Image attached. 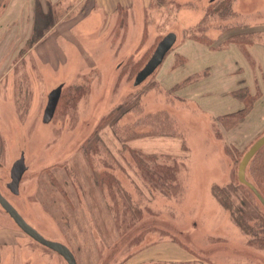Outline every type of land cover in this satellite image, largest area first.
Instances as JSON below:
<instances>
[{
	"label": "rangeland",
	"instance_id": "rangeland-1",
	"mask_svg": "<svg viewBox=\"0 0 264 264\" xmlns=\"http://www.w3.org/2000/svg\"><path fill=\"white\" fill-rule=\"evenodd\" d=\"M210 1L135 0L131 10L105 17L93 16L91 0H0V186L24 152L28 170L19 194L6 190V196L45 237L67 245L78 264H173L154 259L168 257L169 244L195 259L174 264H264L263 245L250 244L227 209L247 208L238 165L264 134V93L256 91L249 56L245 82L260 94L253 109L227 125L206 110L217 96L232 99L217 116L241 109L227 93L232 74L217 85L213 66L221 50L238 60L244 45L233 40L264 43V0H224L216 13ZM170 32L178 40L163 65L135 86ZM191 34L211 38L212 53L189 70L205 63L212 69L197 76L205 98L184 88L193 100H183L171 88L183 83L185 63L173 68L171 56ZM240 76L241 70L234 82ZM60 85L55 115L43 123L48 95ZM119 105L132 109L103 122ZM160 110L171 121L163 132L148 116ZM220 189L229 194V202L219 194L225 206ZM248 200L264 217L255 196ZM0 264L68 263L0 206Z\"/></svg>",
	"mask_w": 264,
	"mask_h": 264
},
{
	"label": "trees",
	"instance_id": "trees-1",
	"mask_svg": "<svg viewBox=\"0 0 264 264\" xmlns=\"http://www.w3.org/2000/svg\"><path fill=\"white\" fill-rule=\"evenodd\" d=\"M224 2H225L224 0H220V1L219 0H215V1H210V4H208V5L210 7L213 6L212 7L213 8L212 12L216 13L215 10L221 8L223 6ZM214 4H216V5H214ZM206 13H208V12L206 11ZM208 17H209V14L208 15L206 14V16H205V18L203 20L207 19ZM254 33H255V31L254 32L250 31V32H247V33L245 32L243 35H244V37H246L248 39V38L254 37L253 36ZM238 36H240V35L238 33H236V34L227 36V38L229 37L230 39H234V38H237ZM190 38L195 39V40H199V41L204 40L206 42H204V41L203 42L208 44V45L212 43L211 42L212 41L211 38L208 37L209 38L208 39L206 36H202L200 38L196 34H194V35L191 34ZM253 42H254L253 40L252 41L247 40V42H245V43H240V42H237L235 40L232 41V43H237V44H239L241 46H243V45L246 46L247 44H250V43H253ZM223 44L224 43L221 44L220 42H216L214 45H217L215 47L220 48V46H222ZM211 49H212V46H211ZM171 57L174 58L173 68H176L175 64L178 63V62L181 63L180 65H183L185 63L184 60L182 59V57L179 56V55L175 54V55H172ZM168 61H167V63H168ZM179 67H177V68H179ZM181 69H182V67H181ZM209 74H210L209 72H207V73L205 72V74H203L202 76H203L204 79H207L210 76ZM198 75H200V74L192 75V76L186 78L185 80H183V83H177L171 88L172 90L178 92L177 94L179 95V99H181V98H184L183 100L190 99L188 97H190L191 95L187 96L186 94H182L181 91L184 88H185V90L193 91L196 94L198 93L199 94L198 96L200 98H202V97L205 98L204 95H205L206 89H204V88H199L198 89L199 81H198V84H196V81H197L198 77H200ZM235 82L237 84L233 88V90L231 91L230 95H231V97L233 99L234 98L237 99V101H238L237 104H238L239 107H241V109L238 110V111H233V112H231L229 114H225L223 116H221L219 114L217 116V119L223 121V124H225V125L230 123V121L232 119H234L233 117H235V116H239V117L241 116L242 117L244 112L247 113V115H248V112L251 111V109H253V107L255 106L256 102L260 99L259 98L260 94L259 93H254L253 94L249 90V88L244 85L245 82L243 81L242 78L240 80H238V81H235ZM195 84H196L195 87H197V89L193 88ZM239 85H241V86H239ZM206 95L209 96V94H206ZM190 100H193V98H191ZM131 105H135V104L132 103ZM131 105L123 106V108H122L121 105H119V107H116L115 110H113L111 112V114L107 115V117L103 120V122H107V121L111 120L110 118H112L113 116H114L115 119H117L119 121L120 117L124 116L125 113H127L128 111H130L132 109V107H130ZM148 116L152 117V118H155V119H157V121L160 122L159 127H157L155 129V131L157 130V132H161V131L163 132V131L167 130V128L170 126V122L171 121L169 119V115H168L167 111H165V110H160V111H157V112L149 113ZM114 118H113V120H114ZM133 134H136V133L133 132ZM151 156H152V158H154V157L156 158L157 157V156H154V155H151ZM151 156H150V159H151ZM161 170L164 171V172L166 171L165 168H163ZM158 171H159V169H158ZM164 172H162V173H164ZM248 173L250 174L251 177L248 176ZM246 176H247V180L251 184H253L255 186V188L258 190V192L264 198V147L261 149V151L254 157V159L249 164V166L247 168V171H246ZM240 185H241L242 188L247 189V208H246V206H244V207L241 206L240 208H237L236 209V211L238 212L237 215H236V211L233 210L231 207L230 208L227 207V209H230V211H231L233 222L235 224H237V226L245 234H247L250 237L249 238V243L251 244V243H254V242H256V243L259 242L261 244V246L263 245V247H264V217L260 216V218H259L258 216H256L257 212L252 210L251 207L249 208V206H250L249 204H251V203L248 200L249 197L252 196V195H254L257 200H258V198L256 197V195L254 194V192L250 188H248L247 186H245L243 184H240ZM218 192L219 193H217V196H218L219 199L223 200L220 197V195H224V197L225 196L227 197V200L229 202V200H230L229 199V194L225 191V189L224 190L220 189V190H218ZM227 200H223L224 201L222 203L223 206H225V204H227L226 203ZM263 208H264V206H263ZM238 215H241L243 219L239 218ZM251 221L254 222L255 225H252L250 223ZM256 225H258V226L256 227Z\"/></svg>",
	"mask_w": 264,
	"mask_h": 264
},
{
	"label": "crops",
	"instance_id": "crops-1",
	"mask_svg": "<svg viewBox=\"0 0 264 264\" xmlns=\"http://www.w3.org/2000/svg\"><path fill=\"white\" fill-rule=\"evenodd\" d=\"M135 0H91L93 3L94 10L92 11L93 16L97 15V13H102L105 17L108 16H115L120 10H131L133 8ZM142 2V0H141ZM144 2V0H143ZM86 20V18H85ZM234 46L235 43H232ZM264 43L260 42H253L250 44H247L244 46L242 49L244 52H239L238 60L233 61V58H228L225 56V54H228L226 50H221L223 53L219 54V63H217V66H213L214 70L218 71L216 77L219 79L217 81L218 84H225L224 80L230 77V73L232 74V80L229 81L231 84L229 88H234L235 87V82H234V76L236 73H238L239 70L242 71V76H240L243 81L247 82V63H248V58L247 56L250 57L252 61V66L249 64L250 67V74L251 77L253 78L254 85L256 87V91H259L261 94L264 93V46L262 45ZM229 50L228 48H226ZM233 49V48H230ZM173 52V55H179L182 57V59L185 62V66L182 68L183 70L181 71V74H185V78H188L192 75H197L199 73V70L202 69H212L211 63H205L204 66L200 68H195V70H189V65H201V61L205 60L209 55L212 53L211 47L198 40L194 39H188L187 42L181 43L177 48H175ZM225 51V53H224ZM237 62V63H234ZM228 63V64H227ZM229 63H232L233 66L229 67ZM226 65L228 66L226 69ZM238 66V68L236 67ZM223 66V67H222ZM200 67V66H199ZM231 68V69H230ZM238 69V70H236ZM222 70V73L220 71ZM209 72V71H207ZM210 73V72H209ZM230 79V78H229ZM221 81V82H220ZM245 82V86H247ZM233 89H230L227 93H231ZM218 94L220 92L218 91ZM210 101V104L208 106L209 112H212V117L217 118V114L214 113V111H220L221 110V103L222 104H228L232 101V99L227 98L226 96H223L222 99H220V96L212 98ZM214 102L216 104H214ZM208 104L209 102H205ZM232 105V104H231ZM229 108V107H228ZM214 115V116H213ZM171 244H169V256L165 257L163 256L162 258H154V259H160L164 262L168 263H181V262H194L195 259L194 257H191L190 254L185 252L184 250L177 249V248H171ZM153 259V260H154ZM200 264V262H199Z\"/></svg>",
	"mask_w": 264,
	"mask_h": 264
},
{
	"label": "water",
	"instance_id": "water-1",
	"mask_svg": "<svg viewBox=\"0 0 264 264\" xmlns=\"http://www.w3.org/2000/svg\"><path fill=\"white\" fill-rule=\"evenodd\" d=\"M176 42L177 34L175 32H170L162 38L147 64L136 76L134 81L135 86H139L140 84H142L158 69V67L164 62L167 54L172 50ZM62 89L63 85H60L49 93L47 105L45 107L42 118L43 123H50L52 121L61 98ZM263 147L264 134L251 145V147L246 151L241 161L239 162L238 180L241 184L250 188L254 192L258 200L261 202V204L264 206V198L255 188V186L247 180L246 176V171L249 164ZM27 170L28 166L25 162V156L22 155L20 159L16 160L13 163L11 168V181L8 184V189L14 195L19 194L20 184ZM0 206L13 219L17 226L33 240L56 252L58 255L63 257L68 264H78L75 255L67 245L59 241L51 240L41 234L36 228H34L29 222L26 221V219L19 213L14 205L10 201H8L1 193Z\"/></svg>",
	"mask_w": 264,
	"mask_h": 264
},
{
	"label": "flooded vegetation",
	"instance_id": "flooded-vegetation-1",
	"mask_svg": "<svg viewBox=\"0 0 264 264\" xmlns=\"http://www.w3.org/2000/svg\"><path fill=\"white\" fill-rule=\"evenodd\" d=\"M22 155H24L25 156V153L24 152H21L20 153V156L17 158V159H19ZM16 159V160H17ZM15 160V161H16ZM25 161H26V158H25ZM2 166V165H1ZM10 180H11V175H10ZM10 180H8V179H5V180H3V181H1L2 182V186H0V193L8 200V201H10L9 200V198L6 196L7 195V191L6 190H8V191H10L9 189H8V184H9V182H10ZM20 213V212H19ZM21 214V213H20ZM22 215V214H21ZM35 228V227H34Z\"/></svg>",
	"mask_w": 264,
	"mask_h": 264
}]
</instances>
